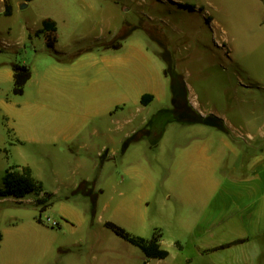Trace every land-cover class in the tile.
Here are the masks:
<instances>
[{
	"label": "rangeland",
	"instance_id": "obj_1",
	"mask_svg": "<svg viewBox=\"0 0 264 264\" xmlns=\"http://www.w3.org/2000/svg\"><path fill=\"white\" fill-rule=\"evenodd\" d=\"M11 3L13 14L0 17V73L14 62L32 63L36 57L60 56L57 50L45 46L44 37L36 32L44 18L63 16L70 20V26L62 29L58 49L69 54L109 43L129 29L128 25L135 27L127 37L135 33L136 37L143 35L154 40L156 46L173 58L175 69L183 75L192 93L199 95L210 114L220 115L233 107L238 95L235 91L242 89V83L252 84L260 98L264 97L263 0H11ZM7 87L10 83H0V93ZM172 107L170 90L165 100L153 106V112ZM1 112L0 107V189L7 169L30 166L46 190L53 193V205L41 212L34 194L24 198L0 196L3 234L0 264H262L253 258L257 247L252 245L253 257L241 261L228 258L229 252L225 250L203 252L196 245L200 239L193 237L191 231L169 228L157 214L155 199L151 203L143 200L144 191H151L154 197L163 192L158 178L164 167L157 158L162 151L152 152L134 143L130 153L135 162L131 164L129 158L121 155L120 143L115 159L93 166L87 161L91 149L79 146L46 149L17 142L7 135ZM170 127L171 134L189 136L194 126L172 123ZM141 131L142 128L137 132ZM131 167L140 169V173L136 172L138 177L133 178L128 172ZM92 170L99 174L96 180ZM90 177L95 182L85 187L92 191L77 192L82 181ZM40 217L43 221H39ZM49 218L59 225L49 224ZM108 221L133 236L147 239L157 229L161 230V245L169 251L168 257L149 259L141 248L108 227ZM164 226H168L169 232Z\"/></svg>",
	"mask_w": 264,
	"mask_h": 264
},
{
	"label": "crops",
	"instance_id": "obj_2",
	"mask_svg": "<svg viewBox=\"0 0 264 264\" xmlns=\"http://www.w3.org/2000/svg\"><path fill=\"white\" fill-rule=\"evenodd\" d=\"M3 15L10 16L6 1L0 0V17ZM51 19L57 23L54 49L60 58L41 56L32 63L14 62L28 63L32 68L21 95L14 93V63L0 73V83H10L0 93L1 120L7 135L19 143L46 149H91L87 161L102 166L116 158L120 143L124 146L141 128L149 130L125 151L121 148V155L131 164L135 160L130 149L135 144L152 152L162 151L157 158L164 167L158 178L163 192L154 197L151 191H144L143 200L151 203L155 199L157 214L169 228L191 231L200 239L196 245L203 252L225 250L228 258L241 261L254 256L264 264V97L260 98L259 91L242 83V89L235 91V105L221 116L217 114L228 132L166 118H157L152 124L160 112L171 109L153 112V106L165 100L171 90L161 47L134 33L119 48L98 45L69 54L58 45L70 20L63 16ZM41 35L47 46L45 35ZM188 89L191 105L203 115L210 114L199 95L193 94L189 85ZM146 94L153 95L148 104L142 102ZM172 123L194 126L190 129L193 133L171 134ZM128 170L133 178L140 173L139 168ZM92 172L96 180L99 174ZM84 181L90 185L95 182L92 177ZM176 238L181 242L179 236ZM251 245L257 247L253 256Z\"/></svg>",
	"mask_w": 264,
	"mask_h": 264
},
{
	"label": "trees",
	"instance_id": "obj_3",
	"mask_svg": "<svg viewBox=\"0 0 264 264\" xmlns=\"http://www.w3.org/2000/svg\"><path fill=\"white\" fill-rule=\"evenodd\" d=\"M5 1L6 14L11 15L13 10L11 0ZM128 26L129 29L124 30L120 36L116 37L109 43L101 44V46L119 48L123 40L126 39V37L133 30L132 28H135L130 27V25ZM57 30L58 29L56 21L51 18H47L43 21V27L37 30L36 33L39 35L44 34L46 45L48 46V48L54 49V46L58 41ZM57 57L60 58V56ZM162 57L166 60L168 65L166 68V74L170 77L171 80L173 107L171 109L163 110L162 112H160L152 120V124L157 118H166L167 120L172 119L181 122L202 123L216 127L224 132H228V128L223 118L215 114L203 115L191 105L189 100L188 86L183 78V75H181L175 69L173 58H171L169 55H166V53L164 52H162ZM13 68L15 78L14 93L21 95L24 93L27 82L32 77V68L27 63H14ZM152 99L153 95L146 94L143 96L142 102L144 104H148ZM147 134H149V130L147 129L141 131V134H139L138 132L134 133L125 141L123 151L127 149L130 143L138 140L141 137L143 138ZM88 184L90 183L85 181L82 182L76 191L88 194L90 191H92L91 189H86L85 185ZM30 194H34L35 196H37L36 204L38 207H40L41 212L45 211L47 208L53 205V193L46 190L43 181H41L34 175V171L30 166L18 165L7 169L3 180V188L0 189V196L24 198L25 196ZM41 195H43V197H41ZM39 221H43L41 217L39 218ZM106 225L114 230L122 238L141 248L149 259H164L169 255V251L164 249L161 245L162 234L158 230L155 231V234L151 239H147L141 236L131 235L125 228L112 221H108Z\"/></svg>",
	"mask_w": 264,
	"mask_h": 264
},
{
	"label": "built area",
	"instance_id": "obj_4",
	"mask_svg": "<svg viewBox=\"0 0 264 264\" xmlns=\"http://www.w3.org/2000/svg\"><path fill=\"white\" fill-rule=\"evenodd\" d=\"M49 221H50L49 224H51L52 226H58L59 225V223L57 221L51 222L50 218H49Z\"/></svg>",
	"mask_w": 264,
	"mask_h": 264
}]
</instances>
